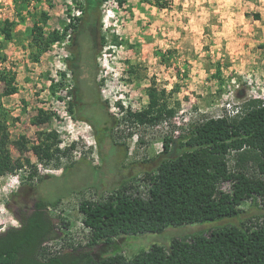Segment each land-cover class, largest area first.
Listing matches in <instances>:
<instances>
[{"label":"rangeland","instance_id":"1","mask_svg":"<svg viewBox=\"0 0 264 264\" xmlns=\"http://www.w3.org/2000/svg\"><path fill=\"white\" fill-rule=\"evenodd\" d=\"M232 1L124 0L120 6L104 0L94 72L90 67L88 74L94 73L99 97L116 121L110 133L116 147L104 150L111 159L106 163L90 125L69 113L59 82L61 74L65 80L70 74L66 61L84 0H0V57L5 58L0 74L15 73L17 87L15 94L4 96L5 83H0V114L13 164H4L5 155L0 156V232L20 226L19 215L33 204V187L45 201L60 199L49 210L59 237L48 243V256L71 252L72 245L89 239L81 202L106 200L118 191L147 197V174L181 152L177 144L172 155H162L166 138L182 139L206 119L233 117L237 106L264 100V78L237 70L229 55L233 34L241 28L237 21L248 8L264 9V2L251 1L252 8L244 3L238 15ZM83 35L87 44L86 31ZM236 159V153L227 156L231 170ZM248 168L259 176L252 163ZM220 189L229 192L231 184ZM241 209L238 218L120 237L95 246L92 253L97 260L117 252L131 258L152 245L168 248L174 240L201 232L264 221V202L250 199Z\"/></svg>","mask_w":264,"mask_h":264},{"label":"trees","instance_id":"2","mask_svg":"<svg viewBox=\"0 0 264 264\" xmlns=\"http://www.w3.org/2000/svg\"><path fill=\"white\" fill-rule=\"evenodd\" d=\"M115 1L124 4V0ZM103 4L104 0H84L79 5L83 16L75 19L79 25L82 22V33L98 37ZM0 61L4 63L5 58L0 57ZM2 81L4 96L17 92L15 73H1ZM237 107L233 117L209 118L192 127L182 139L166 138L162 155H172L177 144L181 152L164 158L147 174V197L118 191L106 200L81 202L79 211L89 239L85 245H72L71 252L48 256V243L59 237L49 210L57 207L60 199L45 201L32 187L33 204L19 215L20 226L0 232V264H264V221L227 226L209 234L201 232L189 240H174L168 248L152 245L131 258L117 252L97 260L92 253L95 246L111 245L120 237L162 234L171 227L238 218L245 201L264 202V100ZM3 117L0 114V134L4 138H0V156L5 155L3 163L10 166ZM115 123V119L108 120L105 136L97 137L100 157L106 163L111 159L104 150L116 147L110 136ZM231 153L237 154L236 170H231L227 161ZM250 163L258 177L249 173ZM223 183L231 184L229 192L220 189Z\"/></svg>","mask_w":264,"mask_h":264},{"label":"flooded vegetation","instance_id":"3","mask_svg":"<svg viewBox=\"0 0 264 264\" xmlns=\"http://www.w3.org/2000/svg\"><path fill=\"white\" fill-rule=\"evenodd\" d=\"M83 24L71 36L70 59L66 62V69L70 72L65 80L64 74L60 77V88L65 89L67 97V109L74 119L84 121L90 125L95 137L105 136V124L107 121L113 122L114 119L109 115L107 104L100 99L98 88L100 87L94 77L95 53L98 45V37L87 33V44L82 40L85 38L82 33ZM91 54V55H90ZM92 67V76L88 74L89 68ZM68 84H66V83ZM91 93H94V95ZM98 145V144H97Z\"/></svg>","mask_w":264,"mask_h":264},{"label":"crops","instance_id":"4","mask_svg":"<svg viewBox=\"0 0 264 264\" xmlns=\"http://www.w3.org/2000/svg\"><path fill=\"white\" fill-rule=\"evenodd\" d=\"M242 1L244 0H233L231 4L234 6V10L236 9V11H238V15L240 14L239 11L244 8V3H247V5L252 8V6H254L252 5L253 3L257 5L259 2H264V0ZM251 1H253V3ZM256 8L257 9H251V11H249V8L246 9L247 13H244L241 17V23L238 24L237 21L236 28L240 26L241 28H239L240 30L237 33L233 34L232 45L234 47L229 55L232 56L231 62H236L234 68H237V70L246 69L264 78V11H262L264 9H262V6ZM252 10H254L255 13H251ZM258 13L262 14V24H260L261 22L259 19H255L256 15L258 16L256 17L259 18Z\"/></svg>","mask_w":264,"mask_h":264},{"label":"built area","instance_id":"5","mask_svg":"<svg viewBox=\"0 0 264 264\" xmlns=\"http://www.w3.org/2000/svg\"><path fill=\"white\" fill-rule=\"evenodd\" d=\"M258 98V97H257ZM260 98V97H259ZM233 112L236 114L238 112V108L233 109ZM234 114V115H235Z\"/></svg>","mask_w":264,"mask_h":264},{"label":"clouds","instance_id":"6","mask_svg":"<svg viewBox=\"0 0 264 264\" xmlns=\"http://www.w3.org/2000/svg\"><path fill=\"white\" fill-rule=\"evenodd\" d=\"M236 108H238V107H236Z\"/></svg>","mask_w":264,"mask_h":264}]
</instances>
